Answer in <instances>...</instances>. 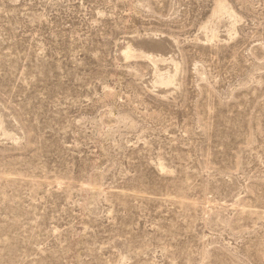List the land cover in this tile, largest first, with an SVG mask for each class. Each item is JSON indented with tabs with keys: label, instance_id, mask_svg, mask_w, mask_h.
<instances>
[{
	"label": "rangeland",
	"instance_id": "rangeland-1",
	"mask_svg": "<svg viewBox=\"0 0 264 264\" xmlns=\"http://www.w3.org/2000/svg\"><path fill=\"white\" fill-rule=\"evenodd\" d=\"M0 264H264V0H0Z\"/></svg>",
	"mask_w": 264,
	"mask_h": 264
},
{
	"label": "bare ground",
	"instance_id": "bare-ground-1",
	"mask_svg": "<svg viewBox=\"0 0 264 264\" xmlns=\"http://www.w3.org/2000/svg\"><path fill=\"white\" fill-rule=\"evenodd\" d=\"M219 9H220L221 11H222V10H225V6H224V5H220V8H219ZM221 13H222V12H221ZM131 52H132V51H131ZM131 52H130V53L128 52L129 55H132L133 52H132V53H131ZM149 57H150V56H149ZM147 59L149 60V58H147ZM150 59H151V60H154L153 58H150ZM165 80H166V79H165ZM169 80H170V79H169ZM169 80H168V81H169Z\"/></svg>",
	"mask_w": 264,
	"mask_h": 264
}]
</instances>
